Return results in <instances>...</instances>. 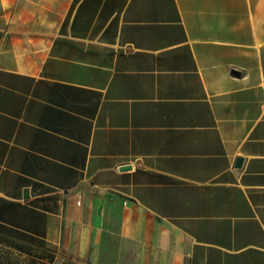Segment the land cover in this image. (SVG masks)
Wrapping results in <instances>:
<instances>
[{
  "label": "crops",
  "instance_id": "1",
  "mask_svg": "<svg viewBox=\"0 0 264 264\" xmlns=\"http://www.w3.org/2000/svg\"><path fill=\"white\" fill-rule=\"evenodd\" d=\"M262 78L264 0H0V264H264Z\"/></svg>",
  "mask_w": 264,
  "mask_h": 264
},
{
  "label": "water",
  "instance_id": "2",
  "mask_svg": "<svg viewBox=\"0 0 264 264\" xmlns=\"http://www.w3.org/2000/svg\"><path fill=\"white\" fill-rule=\"evenodd\" d=\"M233 72H236V71L233 70ZM240 162H241V158H239V159L237 160V164H239ZM24 195L27 196V189L24 190Z\"/></svg>",
  "mask_w": 264,
  "mask_h": 264
},
{
  "label": "built area",
  "instance_id": "3",
  "mask_svg": "<svg viewBox=\"0 0 264 264\" xmlns=\"http://www.w3.org/2000/svg\"><path fill=\"white\" fill-rule=\"evenodd\" d=\"M260 85H261L262 87H264V78L261 79V81H260Z\"/></svg>",
  "mask_w": 264,
  "mask_h": 264
}]
</instances>
